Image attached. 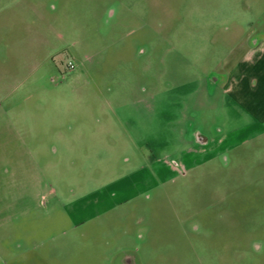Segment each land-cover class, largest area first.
<instances>
[{"label":"rangeland","instance_id":"obj_1","mask_svg":"<svg viewBox=\"0 0 264 264\" xmlns=\"http://www.w3.org/2000/svg\"><path fill=\"white\" fill-rule=\"evenodd\" d=\"M263 36L264 0H0V264H264V123L209 84Z\"/></svg>","mask_w":264,"mask_h":264},{"label":"crops","instance_id":"obj_2","mask_svg":"<svg viewBox=\"0 0 264 264\" xmlns=\"http://www.w3.org/2000/svg\"><path fill=\"white\" fill-rule=\"evenodd\" d=\"M226 81L222 100L227 98L254 121L264 123V36L229 68Z\"/></svg>","mask_w":264,"mask_h":264},{"label":"flooded vegetation","instance_id":"obj_3","mask_svg":"<svg viewBox=\"0 0 264 264\" xmlns=\"http://www.w3.org/2000/svg\"><path fill=\"white\" fill-rule=\"evenodd\" d=\"M259 40H261V39H259ZM259 40H258V42H259ZM258 42H255V44L254 45H252V46H255ZM248 47H251V46H248ZM247 48V47H246ZM246 50V49H245ZM244 50V51H245ZM141 51H144V50H141ZM244 53V52H243ZM243 55V54H242ZM241 55V56H242ZM238 60H239V58H238ZM237 60V61H238ZM236 61V62H237ZM235 62V63H236ZM70 70H72L73 68H74V66H73V64H72V67H68ZM230 68V67H229ZM229 68H227V71H226V74H225V76L224 77H218V78H214V79H212V80H210L209 81V84L211 85V86H214V87H212L211 88V91L213 92L217 87H219L220 88V91L222 92V89H223V87L226 85V79H227V73H228V70H229ZM260 123V122H259ZM193 132V134H194V136L196 135V139H197V141H199V142H201V143H205L206 141H207V139L205 138V137H203L202 135H200L199 133H198V131L197 130H194V131H192ZM194 232L196 231V232H198V228H197V226H195V228H194V226H193V229H192ZM256 249H259V251L261 250V247L259 246V248H256ZM122 264H135V260H134V257L133 256H130V255H128V254H126L125 256H124V258H123V260H122Z\"/></svg>","mask_w":264,"mask_h":264},{"label":"built area","instance_id":"obj_4","mask_svg":"<svg viewBox=\"0 0 264 264\" xmlns=\"http://www.w3.org/2000/svg\"><path fill=\"white\" fill-rule=\"evenodd\" d=\"M69 67H72V64L71 63H69Z\"/></svg>","mask_w":264,"mask_h":264}]
</instances>
